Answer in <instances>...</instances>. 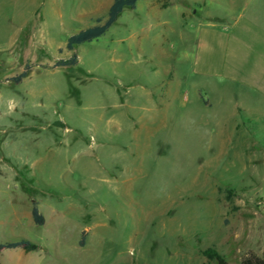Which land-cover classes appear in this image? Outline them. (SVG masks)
<instances>
[{
  "label": "rangeland",
  "instance_id": "374dc122",
  "mask_svg": "<svg viewBox=\"0 0 264 264\" xmlns=\"http://www.w3.org/2000/svg\"><path fill=\"white\" fill-rule=\"evenodd\" d=\"M99 1L0 0V243L37 245L0 250V264H211L208 247L228 264L262 256L264 122L229 117L214 100L199 107L182 56L196 21H226L238 2L137 0L103 36L66 49L70 34L106 17ZM73 53L78 67H53ZM172 66L182 82L175 124L142 142L125 127L95 137L100 79L140 67L158 78Z\"/></svg>",
  "mask_w": 264,
  "mask_h": 264
},
{
  "label": "crops",
  "instance_id": "0c3cea01",
  "mask_svg": "<svg viewBox=\"0 0 264 264\" xmlns=\"http://www.w3.org/2000/svg\"><path fill=\"white\" fill-rule=\"evenodd\" d=\"M229 2H238V6L228 14L230 18L226 21L217 16L223 21L198 20L192 26L191 50L182 55L188 62L186 81L194 86L195 100L199 107L211 108L214 100L228 107L229 117L239 115L247 120L264 122V0ZM98 3L96 9H108L112 0ZM129 37L134 39L132 36L126 38ZM117 41L123 42V39ZM136 43L139 48L137 40ZM76 57V65L53 67L76 68L80 64L79 56ZM147 71L141 67L130 68L123 73H111L100 79L105 83L96 92L101 110L93 112L91 117L94 120H90L94 129L101 130L99 136L95 134V137L110 138L111 130L120 132L125 127L130 131V138L142 142L158 126L176 123L179 108L177 101L182 92L178 69L167 67L158 78L156 68L149 73ZM153 75L154 81L150 78ZM184 100H188L186 96ZM58 121L59 125L67 128L62 120ZM101 121H105L104 128H100ZM233 123L235 129L244 124L235 119ZM54 124L51 122L50 126ZM51 136L55 141V135ZM98 141L88 142L89 147L99 150L103 142ZM49 154L42 155V160ZM19 247L23 248L16 246L0 250H15Z\"/></svg>",
  "mask_w": 264,
  "mask_h": 264
},
{
  "label": "trees",
  "instance_id": "16d2710c",
  "mask_svg": "<svg viewBox=\"0 0 264 264\" xmlns=\"http://www.w3.org/2000/svg\"><path fill=\"white\" fill-rule=\"evenodd\" d=\"M137 0H112V3L110 7L107 9V14L104 19L102 18H96V23L78 30L76 33H72L67 37L66 40V49L71 50L75 46L82 44L84 42L91 41L93 39H97L100 36H102L105 31L111 26L113 21L116 19V17L119 15L121 10L125 7L134 8L136 6ZM76 65L77 64V57L75 53H73L71 56L65 59H58L53 63L54 67L58 66H65V65ZM29 69V66L26 65L24 70H22L19 74L11 77V79L15 83H19L27 74V70ZM31 216L34 221V223L41 225L44 223V217L39 212V209L37 207V203H33L31 208ZM84 235L85 232H83V235L81 236V239L79 240V245L84 244ZM16 246H22L24 249L30 251L35 250L37 248V245L29 240L21 239L14 242H6V243H0V249L1 248H13ZM202 254L206 257L208 261H213L211 264H228L225 260L226 258L221 255L219 252L215 250L213 247H208L202 251ZM238 264H264V252L262 256H257L254 253H248L243 259L239 261Z\"/></svg>",
  "mask_w": 264,
  "mask_h": 264
}]
</instances>
